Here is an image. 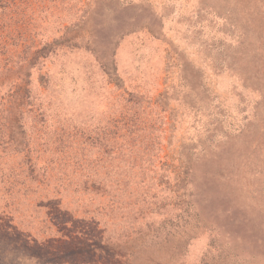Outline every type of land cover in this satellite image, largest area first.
Wrapping results in <instances>:
<instances>
[{
	"label": "rangeland",
	"instance_id": "374dc122",
	"mask_svg": "<svg viewBox=\"0 0 264 264\" xmlns=\"http://www.w3.org/2000/svg\"><path fill=\"white\" fill-rule=\"evenodd\" d=\"M0 264H264V0H0Z\"/></svg>",
	"mask_w": 264,
	"mask_h": 264
},
{
	"label": "trees",
	"instance_id": "16d2710c",
	"mask_svg": "<svg viewBox=\"0 0 264 264\" xmlns=\"http://www.w3.org/2000/svg\"><path fill=\"white\" fill-rule=\"evenodd\" d=\"M7 5V4H6Z\"/></svg>",
	"mask_w": 264,
	"mask_h": 264
}]
</instances>
